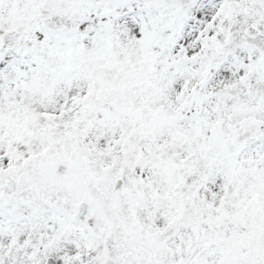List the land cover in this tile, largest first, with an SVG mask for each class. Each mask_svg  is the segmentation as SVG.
<instances>
[{"label": "snow or ice", "instance_id": "obj_1", "mask_svg": "<svg viewBox=\"0 0 264 264\" xmlns=\"http://www.w3.org/2000/svg\"><path fill=\"white\" fill-rule=\"evenodd\" d=\"M0 264H264V0H0Z\"/></svg>", "mask_w": 264, "mask_h": 264}]
</instances>
